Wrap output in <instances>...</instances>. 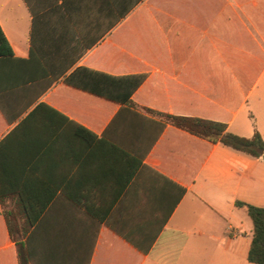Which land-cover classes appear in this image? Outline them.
I'll return each instance as SVG.
<instances>
[{"label":"crops","instance_id":"crops-1","mask_svg":"<svg viewBox=\"0 0 264 264\" xmlns=\"http://www.w3.org/2000/svg\"><path fill=\"white\" fill-rule=\"evenodd\" d=\"M0 29V199L50 201L30 264H253L235 202L264 207V160L144 110L264 142V0H0ZM78 67L146 77L128 107L65 84ZM0 264H17L1 211Z\"/></svg>","mask_w":264,"mask_h":264},{"label":"trees","instance_id":"trees-1","mask_svg":"<svg viewBox=\"0 0 264 264\" xmlns=\"http://www.w3.org/2000/svg\"><path fill=\"white\" fill-rule=\"evenodd\" d=\"M10 58H12L11 49L0 29V59ZM145 77L146 74L113 76L84 67H78L64 78V83L123 106L133 107L134 104L130 100V96L144 81ZM41 111L56 113V111L45 104L39 103L28 115L40 113ZM144 111L156 117L160 121L161 127L168 124L212 144L219 143L246 155L256 158L261 157L264 160V142L255 129L251 137L245 138L228 132L226 125L220 122L170 115L148 109ZM25 119L26 117L22 122H25ZM75 127L82 132H87L83 127ZM1 174L5 173L0 170ZM4 190L5 194L13 193L19 198V200L12 203H6L0 199V211L8 236L15 247L17 264H30L31 256L26 237L31 227L35 225L50 204V201L38 199V197L36 199V197L31 196L34 189L24 185L10 186ZM40 190L42 189L37 188V191ZM183 192L184 190L180 189L178 198H180ZM1 195L0 191V197ZM75 204L83 206L88 214L95 216V212L90 208L89 204L79 202ZM235 205L245 208L252 224L251 242L247 251V260L253 264H264V207H255L241 202H235Z\"/></svg>","mask_w":264,"mask_h":264}]
</instances>
